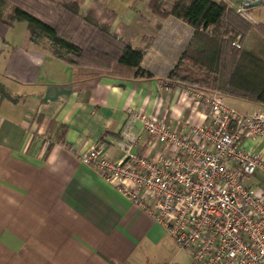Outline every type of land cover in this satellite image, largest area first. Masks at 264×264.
Wrapping results in <instances>:
<instances>
[{
	"label": "crops",
	"instance_id": "1",
	"mask_svg": "<svg viewBox=\"0 0 264 264\" xmlns=\"http://www.w3.org/2000/svg\"><path fill=\"white\" fill-rule=\"evenodd\" d=\"M78 1L82 11L95 8L131 52L143 36L153 37L140 63L153 75L77 78L45 45L30 43L25 22L0 37V264H164L178 252L162 225L80 162L79 154L102 143L106 157L120 158L112 140L129 107L178 127L202 121L185 94L188 87L165 77L177 56L167 59L155 44L164 23L191 27L152 13L149 0L118 9L102 0ZM217 1L238 8L237 0ZM248 104L252 110L244 112L261 109ZM246 145L264 159V142Z\"/></svg>",
	"mask_w": 264,
	"mask_h": 264
},
{
	"label": "built area",
	"instance_id": "2",
	"mask_svg": "<svg viewBox=\"0 0 264 264\" xmlns=\"http://www.w3.org/2000/svg\"><path fill=\"white\" fill-rule=\"evenodd\" d=\"M185 94L200 123L178 127L129 107L112 140L121 157L100 143L79 160L161 224L192 264H264V192L250 182L264 159L246 145L264 142V108L239 111L216 90Z\"/></svg>",
	"mask_w": 264,
	"mask_h": 264
},
{
	"label": "trees",
	"instance_id": "3",
	"mask_svg": "<svg viewBox=\"0 0 264 264\" xmlns=\"http://www.w3.org/2000/svg\"><path fill=\"white\" fill-rule=\"evenodd\" d=\"M167 1L149 0L148 7L159 17L185 22L191 34L165 77L264 108V21H249L241 1L231 8L217 0H173L165 9ZM16 22H25L30 43L45 45L77 78L153 75L140 65L153 37L143 36V45L131 52L128 41L101 23L94 8L82 11L78 0H0L3 40ZM236 40L239 47L232 44Z\"/></svg>",
	"mask_w": 264,
	"mask_h": 264
},
{
	"label": "rangeland",
	"instance_id": "4",
	"mask_svg": "<svg viewBox=\"0 0 264 264\" xmlns=\"http://www.w3.org/2000/svg\"><path fill=\"white\" fill-rule=\"evenodd\" d=\"M172 1L173 0L167 1V4ZM251 1H254V0H251ZM101 2L104 7L118 9L119 7H126V4L131 2V0H102ZM243 14L249 21L253 23L263 22L264 21V0H262L261 3L255 6H252L251 8L247 10H244ZM171 25H172L171 21H169L168 23H164L162 27L163 29H161L158 32L160 36L155 41V44L162 45L164 47L162 52L165 54V57L172 61L174 56H177L178 52H180L182 48L185 46V44L188 42L190 34H191V30L189 27H185L181 24H175L173 25V27ZM145 64H148V59L145 60ZM170 65L173 66V63L171 62ZM161 66H163L162 61H160L156 65L155 68L159 69ZM225 102L229 105L232 104L231 106L233 107L235 106V108L236 109L238 108V110L240 109L239 111L244 112V110L245 111L252 110L250 109L252 106H250L246 102L233 103L227 100H225ZM255 109H257V107ZM251 181L255 185L254 187L258 189V191L264 192V170L263 169L257 168L255 170V175H253ZM176 250L178 252L177 256L175 258H172V260L170 261V255L168 254L167 261L164 264H192V261L190 262L191 259L189 258L188 254L185 251L183 250L179 251L177 247H176Z\"/></svg>",
	"mask_w": 264,
	"mask_h": 264
},
{
	"label": "water",
	"instance_id": "5",
	"mask_svg": "<svg viewBox=\"0 0 264 264\" xmlns=\"http://www.w3.org/2000/svg\"><path fill=\"white\" fill-rule=\"evenodd\" d=\"M237 1H241L242 3V10H247L249 8H251L252 6H255L259 3H261L262 0H237Z\"/></svg>",
	"mask_w": 264,
	"mask_h": 264
}]
</instances>
